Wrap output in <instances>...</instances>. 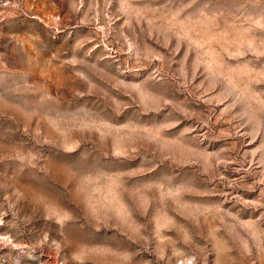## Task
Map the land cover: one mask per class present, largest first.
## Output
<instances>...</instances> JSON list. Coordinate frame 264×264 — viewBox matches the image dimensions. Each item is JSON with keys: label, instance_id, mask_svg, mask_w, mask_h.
Listing matches in <instances>:
<instances>
[{"label": "rangeland", "instance_id": "obj_1", "mask_svg": "<svg viewBox=\"0 0 264 264\" xmlns=\"http://www.w3.org/2000/svg\"><path fill=\"white\" fill-rule=\"evenodd\" d=\"M0 264H264V0H0Z\"/></svg>", "mask_w": 264, "mask_h": 264}]
</instances>
